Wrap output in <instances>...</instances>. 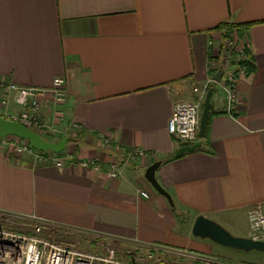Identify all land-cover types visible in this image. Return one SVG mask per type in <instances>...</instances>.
Masks as SVG:
<instances>
[{
	"label": "crops",
	"instance_id": "0c3cea01",
	"mask_svg": "<svg viewBox=\"0 0 264 264\" xmlns=\"http://www.w3.org/2000/svg\"><path fill=\"white\" fill-rule=\"evenodd\" d=\"M225 21L251 24L241 66L250 56L253 69L237 78L232 109L219 82L209 87V137L202 149L176 157L191 144L168 131L175 104L197 99L220 67L221 81L232 69L221 64L216 26ZM56 76L66 80L59 111L50 107L52 93L40 98L63 136L73 137L72 122L82 125L87 140L74 136L66 147L75 159L106 164L120 155L89 133L145 155L114 179L105 168H58L0 148V210L116 243L176 248L194 255L179 256L189 264H204V252L192 246L226 261L211 239L194 240L192 227L204 215L247 236L250 210L264 206V0H0V80L52 88ZM15 105L4 106L5 115L17 113ZM165 158L156 175L175 206L145 178Z\"/></svg>",
	"mask_w": 264,
	"mask_h": 264
},
{
	"label": "built area",
	"instance_id": "2783aa9c",
	"mask_svg": "<svg viewBox=\"0 0 264 264\" xmlns=\"http://www.w3.org/2000/svg\"><path fill=\"white\" fill-rule=\"evenodd\" d=\"M235 41L239 46L238 53L245 57V52L250 47L248 40L243 38L238 41L237 38ZM240 74H246L245 67L240 70ZM236 82L237 79L232 69L228 72L226 78L219 82L228 98L229 109H232L237 101ZM65 85L66 80L62 76L54 78L52 88L20 85L16 82L0 80L1 109L3 110V107L12 99H14L15 104L19 108V111L15 114L2 116L3 113H0V117L20 121L30 129L35 127L44 130L49 129L54 131V133L59 132V130L63 132L56 125L57 123L50 118L52 112H47V102L41 100L40 95L47 92L52 93V98L49 99L50 107H56L55 111H59L57 107L66 99ZM205 96L201 94L193 101H181L175 104L168 122V131L180 142L193 144L199 139L198 131ZM66 130L72 133L77 131L84 132L82 125L77 122L69 124ZM87 136L95 137L104 149L117 152L120 155L114 157L106 164H102L97 158L75 159L66 148L62 152L41 151L33 147L28 139H26L24 144L16 145L10 138L22 137L13 134L0 136V148H12L17 152H21V155H28L35 161H47V163H51L58 168H63L66 165H77L93 169L105 168L107 174L114 179L123 175V168L128 162L135 160L138 156L145 155V151L139 148L126 149L121 144L114 142L108 134L89 133ZM15 151L13 152L20 154ZM140 192L144 197L149 196L145 190ZM3 215H15L29 222L32 221L34 230L31 233L14 231L10 228V223L5 221L6 218ZM48 226H50V223L40 216L0 210V264H174L165 258V254L168 252H172L169 254H176L174 256L185 255L187 258H194L193 254L178 251L176 248L155 245L144 246L137 243L131 244L136 247L135 250L124 244L122 248L107 246L105 250L99 253H85L42 237L41 233L48 229ZM248 234V237L254 240H264V206L262 204L255 205L250 210V229Z\"/></svg>",
	"mask_w": 264,
	"mask_h": 264
},
{
	"label": "rangeland",
	"instance_id": "374dc122",
	"mask_svg": "<svg viewBox=\"0 0 264 264\" xmlns=\"http://www.w3.org/2000/svg\"><path fill=\"white\" fill-rule=\"evenodd\" d=\"M218 30L220 31V33L224 39V43L222 45V48H224V55L221 58V64H224V66L227 68L234 69V76L237 79L243 75V74H240V70L243 69V67L241 65H242V62L244 61V59L242 60L243 55L238 53L239 46L235 40H237V38H238V41L243 39V32L244 31L241 32L240 28L238 30H236L235 27H232L230 29L228 27H226L224 29H221V30L218 29ZM232 52H233V54H232ZM233 65L236 66V68H234ZM237 66H239V67H237ZM236 69L238 70L237 73L235 72ZM213 83H214V81L209 78V82L205 86L206 90L204 89L202 91L203 95H206L205 91L207 93V90H208L207 87L209 88ZM236 89H237V82H236ZM216 95H220V96L222 95L221 88L218 89ZM203 102H204V100H203ZM17 107L18 106L15 105V109ZM0 113H3L2 116L5 115V111L2 110L1 107H0ZM32 129L38 131L44 137H46L47 139L54 141V142L55 141L57 142L60 139L65 137V136H63L64 133L61 132L60 130H59V132L54 133V131H51L49 129L44 130V129H39V128H35V127ZM61 130L63 131V128H61ZM73 134L74 135H72V136L73 137L76 136V138H78L81 142H84L85 140H87V138H85L86 132H78L77 131V132H73ZM94 139L97 143L98 140L95 137H94ZM10 140L13 143H15L16 145H21V144H24L26 142V139H23V138L11 137ZM9 149L12 151H15L12 148H9ZM15 152H17V151H15ZM17 153L21 154V152H17ZM3 216H5V218H6L5 221L10 223V228L14 231H17L19 233H31L34 230V225L32 224V221L29 222L28 220H26L22 217L15 216V215H3ZM239 221H240L241 226H243L245 223L244 218L239 219ZM222 226H224V225H222ZM48 227H49L48 229H45L41 233L42 237L47 238V239H49L55 243L67 246L69 248H73V249L81 251V252L99 253V252L105 250V248L107 246H114V247L122 248L124 246V244H127V246L130 247V249H133V250L136 249V247H133V245H131V243L121 244V243L113 242L111 240H106V239H102L99 237H95L93 235H90V234L82 232V231L70 230V229L61 228V227L60 228H58V227L52 228L51 226H48ZM224 227L226 229H228L232 234L235 233L234 235H238V232L235 231L233 228L229 229L226 226H224ZM248 232H249V229H248ZM248 232H247V234H248ZM248 235H247V237H248ZM192 238L194 240H197V241L200 240L199 237H196L193 233H192ZM213 244H214V246H216L213 252L218 254V255H215V254H213V255L220 256L221 259H225L226 261L220 262V259H219V261H217L216 259H211L209 257L207 258V256H205V255L208 254V252H207L208 250H206L205 247L201 248L199 246H196V247L192 246L194 249H199V250L204 252V253H200V254H202L201 258H203L202 261L204 264H229L228 262H230L232 264H237V263L238 264H264V251L253 250V251L247 252V251L236 250V249H232V248L229 249L228 247L222 246V245L214 243V242H213ZM217 248H219V249H217ZM174 255H176V254L166 253L165 258L168 259L169 261L173 262L174 264L185 263V262L188 263V260H187L188 258L185 255H181V257L184 256L187 259H182L181 257L174 256ZM213 258H217V257H213Z\"/></svg>",
	"mask_w": 264,
	"mask_h": 264
},
{
	"label": "water",
	"instance_id": "95a60500",
	"mask_svg": "<svg viewBox=\"0 0 264 264\" xmlns=\"http://www.w3.org/2000/svg\"><path fill=\"white\" fill-rule=\"evenodd\" d=\"M224 73L223 67L213 76V79L220 82ZM213 88H209L204 100V105L202 109L200 126L198 131L199 139L191 145L181 146L175 153L176 157L183 155L186 152H191L202 146L203 139L207 135V125L209 118L211 116V98H212ZM13 134L25 139H28L30 144L38 150L48 151L52 150L55 152H62L71 141H75L71 136H65L59 141H50L43 137L38 132L30 129L20 121L11 120L9 118L0 117V136H6ZM162 160H156L150 164L145 172V178L153 186V188L159 193L163 194L172 206H175V202L171 194L160 184L156 172ZM192 233L195 236L201 238H209L212 241L223 245L228 248L243 250V251H264V240H254L247 236L234 235L216 220L211 219L204 215L197 216L193 227Z\"/></svg>",
	"mask_w": 264,
	"mask_h": 264
},
{
	"label": "trees",
	"instance_id": "16d2710c",
	"mask_svg": "<svg viewBox=\"0 0 264 264\" xmlns=\"http://www.w3.org/2000/svg\"><path fill=\"white\" fill-rule=\"evenodd\" d=\"M250 25L251 24H237V23L225 21V22H221L220 24H218L216 26V29H220L221 30V29H224L226 27H228L229 29L232 28V27H235V29L238 30L240 28L241 32L244 31L243 32V35H244V33L247 31V29L249 28ZM248 55H249V53H248ZM253 65H254V63L250 59V56H248V61L246 62V73H249L250 71H252ZM211 109H212V106H211ZM211 115H212V112H211ZM210 121H211V116L209 118L208 125H207V135L205 137L206 140L209 137ZM202 141L204 142L205 140L203 139ZM198 149H202V146L199 147ZM165 160H167V159L165 158L164 160H162V162L165 161Z\"/></svg>",
	"mask_w": 264,
	"mask_h": 264
},
{
	"label": "bare ground",
	"instance_id": "6f19581e",
	"mask_svg": "<svg viewBox=\"0 0 264 264\" xmlns=\"http://www.w3.org/2000/svg\"><path fill=\"white\" fill-rule=\"evenodd\" d=\"M213 81H214V82H217V81H215L214 79H213Z\"/></svg>",
	"mask_w": 264,
	"mask_h": 264
}]
</instances>
